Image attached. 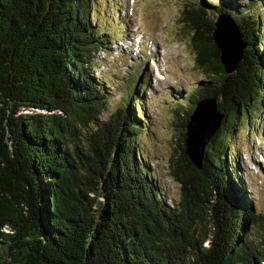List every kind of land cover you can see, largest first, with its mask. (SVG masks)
<instances>
[{"label":"trees","instance_id":"obj_1","mask_svg":"<svg viewBox=\"0 0 264 264\" xmlns=\"http://www.w3.org/2000/svg\"><path fill=\"white\" fill-rule=\"evenodd\" d=\"M99 5L0 0V264H264V241L253 239L264 214L232 137L238 119L257 124L264 108V0H198L181 13L204 77L187 93V114L173 113L181 139L170 202L136 143L149 125L147 78L102 119L111 92L93 72L111 36ZM221 17L245 46L231 73L216 38ZM205 100L223 118L199 169L188 125Z\"/></svg>","mask_w":264,"mask_h":264},{"label":"rangeland","instance_id":"obj_2","mask_svg":"<svg viewBox=\"0 0 264 264\" xmlns=\"http://www.w3.org/2000/svg\"><path fill=\"white\" fill-rule=\"evenodd\" d=\"M98 2V26L105 27L111 36L107 49L98 53V67L93 72L106 80L111 92L102 119L107 120L117 110L131 87L137 89L141 78H147L142 94L146 98L149 125L148 130L137 137V147L155 175L163 196L168 202L178 200L179 188L169 171L170 160L177 149L175 140L181 139V129L176 127L173 113L178 108L182 117L187 114V93L196 89L204 77L195 69L190 36L183 34L179 18L187 4L198 0ZM237 2L245 5L248 0ZM112 16L118 23H114ZM120 22L125 24L123 32ZM256 107L259 106L255 104L254 112L251 111L254 115ZM257 112L261 113L257 124L251 121L249 126L245 119H238L232 136L237 148L233 155L240 164L256 211L264 214V108ZM177 152L180 153L178 149ZM253 239L261 247L264 230Z\"/></svg>","mask_w":264,"mask_h":264},{"label":"water","instance_id":"obj_3","mask_svg":"<svg viewBox=\"0 0 264 264\" xmlns=\"http://www.w3.org/2000/svg\"><path fill=\"white\" fill-rule=\"evenodd\" d=\"M217 27L216 38L221 46L227 71L231 73L242 60L245 46L239 29L231 19L221 17L217 22ZM222 118L223 116L217 111L215 100L201 102L191 118L188 125L187 155L199 169L203 167L205 149L218 130Z\"/></svg>","mask_w":264,"mask_h":264}]
</instances>
